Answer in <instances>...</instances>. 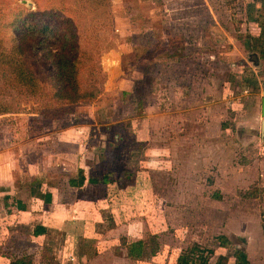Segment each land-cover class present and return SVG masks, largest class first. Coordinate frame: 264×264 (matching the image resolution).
<instances>
[{"label":"rangeland","instance_id":"1","mask_svg":"<svg viewBox=\"0 0 264 264\" xmlns=\"http://www.w3.org/2000/svg\"><path fill=\"white\" fill-rule=\"evenodd\" d=\"M256 2L262 6L251 9ZM7 3L12 11L38 9L36 0ZM110 10L111 26L91 35L106 73L104 90L73 106L68 118L43 120L47 98L32 97L0 70V108L9 110L0 113V164L10 168L2 166L4 181H42L25 190L33 207H46L51 192V203H81L84 222H95L78 241L51 229L43 239L34 221L25 225L27 217H17L21 223L11 226L5 244L0 240L1 264L23 255L30 264H177L181 254L236 264L237 248L247 251L250 264H264V126L236 119L231 82L236 62L252 73L248 53H236V46L250 49L244 20L256 10L263 18L264 0H111ZM75 16L83 32L98 22L88 10ZM11 36L2 24L0 50ZM64 129L82 132L76 142L87 151L63 143ZM96 154L103 163L89 172L112 170L113 184L65 191L72 167L66 162L86 155L94 163ZM122 171L131 176L121 179ZM137 240L144 241V254L132 258L129 244Z\"/></svg>","mask_w":264,"mask_h":264},{"label":"trees","instance_id":"2","mask_svg":"<svg viewBox=\"0 0 264 264\" xmlns=\"http://www.w3.org/2000/svg\"><path fill=\"white\" fill-rule=\"evenodd\" d=\"M37 10H29L19 5L14 11L7 0H0L1 24L7 26L12 36L8 46L0 50V70L4 77L13 78L24 87L32 97L47 98L46 104L39 110L43 120L68 118L73 106L91 102L104 90L106 73L99 61L98 47L93 39L98 30H104L112 24L111 0H36ZM88 10L95 25L83 32L78 24L76 13ZM93 33L95 35L91 36ZM98 36V35H97ZM1 42V40H0ZM90 47V48H89ZM9 111L0 108V113ZM131 173L122 171L121 179H128ZM86 180L83 171L76 179H70L72 186H80ZM115 172L105 171L102 176H91L92 184L113 183ZM46 201H51L48 194ZM18 207L24 205L18 202ZM36 235L46 232L42 225L36 226ZM223 247L231 244L226 235L219 236ZM144 241L137 240L129 244L128 254L140 258L144 254ZM152 252H155L154 247ZM234 256L236 264H250L247 251L237 248ZM222 259L226 256H222ZM31 256H15L10 264H30ZM221 261V260H220ZM222 262H219L221 264ZM177 264H207L189 258L186 254L178 257Z\"/></svg>","mask_w":264,"mask_h":264},{"label":"crops","instance_id":"3","mask_svg":"<svg viewBox=\"0 0 264 264\" xmlns=\"http://www.w3.org/2000/svg\"><path fill=\"white\" fill-rule=\"evenodd\" d=\"M261 6L262 5L260 4V2H256L255 6L250 5V8L253 9L255 7L259 9ZM256 14H257V10L255 11V13L250 14V16H248L244 20L245 23L244 25H246L244 31L248 32V34L245 35L244 37H245V41L248 42V46L250 47V49L247 48V45L245 43L244 45L239 44V46H236V53L243 52L244 55L248 53V58L252 63L248 65L251 66V71L254 74L250 73V76H248V74H246L247 73L246 71L238 68V65L243 66L245 65V62L242 61L241 64L236 62V66H235L236 68H234L236 69V71L233 72L231 78L232 84L234 83L236 84V99H238L236 100V119L237 117H241L240 119L244 120V122H242V126L248 125L249 121L252 120L254 125L257 124L259 125L260 123V125L264 126V113L262 111V102L264 98V16L263 18H261L259 17V15ZM141 32L143 33L142 35L145 36L144 34L145 32L143 31ZM162 33L163 32H159L158 35H161ZM168 34L170 37L173 34V32H170ZM257 45L260 48L259 50L258 48L256 49ZM229 48L231 50H235L234 46ZM261 67L263 68V70L261 69ZM246 108L248 110V114L246 113L247 111ZM260 118H262L261 121ZM255 121L258 123H256ZM58 137L60 138V140L64 141L63 143L65 142L66 144L71 143L73 147V151L75 145H77L76 147L79 153L80 152L83 153L84 152L83 150L87 151L88 149V145L82 146L80 145L81 143L78 144L76 142L77 137H80L78 138V141H80L82 137V132L80 131L64 129L58 133ZM73 142L77 144H72ZM95 147L96 146H94L93 148ZM61 154L63 159V157H65V153L63 152ZM69 154H70L69 152L68 154H66L68 155L67 157H69ZM96 157H98L100 161L96 160L94 161V163H90V162L88 163L85 155L82 157L77 156V158L74 159V161L72 160L66 162V164L71 162L72 167L70 169L71 171L70 176L67 179L66 184L64 183L65 184L64 186L66 187L65 191L77 190L86 187L88 185L107 187L113 184V183L92 184L88 182L89 177L91 176H102V174L99 175L89 172L90 170H92V166L97 167L99 162L103 163L102 154H96ZM64 160H66V158H64ZM3 162L4 161H0V163ZM2 166L4 167V170H6V167L8 166V170L10 171L9 165L2 164ZM2 166L0 164V240L4 242V244L5 241L9 238V234H10L9 232L11 226L19 222L21 223V220L18 219L17 217H24V215L25 217H27V220L22 222L25 225L29 224V222L27 221H34L37 224V226L42 225L47 230L48 229L57 230V231L63 230L64 232L67 233L69 237L76 236L77 241L78 239L80 240V238H82L85 235L83 232L85 227L91 228V226L95 225V222L93 224H89L90 221L84 222L87 220V218L85 217L86 214L84 215V210H83L84 208L81 203H79L78 205L79 207L76 205V202L73 205L71 203H54V202L51 203L52 202V195H51V201H50L51 204L47 203L48 205L46 207L43 206L42 209H37L36 207H33V204L31 202L35 200V198L31 193L30 196L29 195L27 196L28 191L25 190H27L28 187L30 190H33V188H30L31 184L36 183L37 185H41L42 181L37 180L34 181L33 183L31 182L30 184L25 183V184H21L20 186H16L13 184L14 183L13 177H10L8 181H4L5 177ZM66 168H69V166H66ZM80 170L83 171L86 180L80 186H72L70 184V179H76L78 177ZM136 183L137 180L135 182L130 183V185L134 187V184ZM119 192L122 191H118V190L115 191L113 196L115 198H119ZM48 194H51V192L47 193L46 197ZM26 197H29V199L27 200ZM37 200H39L38 197ZM18 202L24 205V208L19 207L18 209ZM71 208H74V210H72L71 214H68V210H70ZM50 220H51V224H48L49 223L48 221ZM73 227H76L77 229L74 230ZM46 234L47 232L44 234L42 233L38 235V237L40 236L41 238L44 239ZM7 259H8L7 263L4 264H10L11 258L8 257Z\"/></svg>","mask_w":264,"mask_h":264},{"label":"water","instance_id":"4","mask_svg":"<svg viewBox=\"0 0 264 264\" xmlns=\"http://www.w3.org/2000/svg\"><path fill=\"white\" fill-rule=\"evenodd\" d=\"M262 111L264 113V98H263V102H262Z\"/></svg>","mask_w":264,"mask_h":264}]
</instances>
